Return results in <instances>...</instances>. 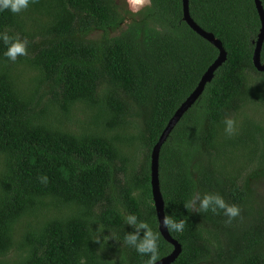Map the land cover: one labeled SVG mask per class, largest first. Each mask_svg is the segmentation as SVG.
Instances as JSON below:
<instances>
[{"label":"trees","instance_id":"trees-1","mask_svg":"<svg viewBox=\"0 0 264 264\" xmlns=\"http://www.w3.org/2000/svg\"><path fill=\"white\" fill-rule=\"evenodd\" d=\"M189 14L226 61L159 152L164 215L186 221L168 231L181 246L173 264H264V118L245 112L264 108L255 2L189 0ZM0 31L29 42L11 61L0 41V264H145L125 217L159 231L151 152L218 50L185 23L182 0L135 13L115 0H33L0 12ZM194 192H218L240 214L188 212ZM158 245L159 260L173 251L161 234Z\"/></svg>","mask_w":264,"mask_h":264},{"label":"clouds","instance_id":"clouds-1","mask_svg":"<svg viewBox=\"0 0 264 264\" xmlns=\"http://www.w3.org/2000/svg\"><path fill=\"white\" fill-rule=\"evenodd\" d=\"M33 0H0V12L10 11L13 14H19L26 10ZM135 5L149 3V0H130ZM0 41H3L6 50L3 55L11 61H16L18 57L26 56L28 53V40L19 35H9L7 31H0ZM224 132L227 135H234L237 131V121L229 116L223 120ZM41 181L46 183L47 177H40ZM188 212L195 209L197 212H212L214 214L222 213L229 221L240 214V208L236 204L228 203L218 192H205L203 194L193 193L190 199L184 204ZM126 225L132 227V232H127L125 237L127 244L134 246L136 251L142 256H146L145 264H157L159 260L160 231H154L145 221L138 219L136 215L129 214L125 217ZM164 227L170 232L180 233L185 228L186 221L178 219L174 214H166L164 217ZM143 232V235H141ZM105 237V241H107ZM97 242L99 238L97 237ZM83 264V260L81 261Z\"/></svg>","mask_w":264,"mask_h":264},{"label":"water","instance_id":"water-1","mask_svg":"<svg viewBox=\"0 0 264 264\" xmlns=\"http://www.w3.org/2000/svg\"><path fill=\"white\" fill-rule=\"evenodd\" d=\"M254 2L260 19L261 28L255 44V50L253 52L252 62L257 72L264 73V62L261 61V49L264 41V10L261 4V0H254ZM182 6H183V20L185 21V23L197 35H199L201 38L205 39L212 46H214L218 50L219 55L218 58L214 61V63L207 69V71L201 77L195 90L184 100V102L175 111L174 115L169 120L165 130L161 134L157 144L154 146L151 152V166H150L151 192H152V197H153L158 225H159L158 229L163 239L173 246V251L168 256L160 259L157 262V264H173L181 253V246L178 244L177 241L171 238L168 230L164 227V223H163L165 217L164 205L159 188V179H158V159H159L160 149L163 146V144L166 142V140L168 139L169 135L174 130L176 125L182 119V117L195 105V103L201 97L206 85L213 80L214 73L216 72V70L220 68L226 61V52L223 49L221 42L218 41L211 33H207L203 29H201L190 17L189 0H182Z\"/></svg>","mask_w":264,"mask_h":264},{"label":"rangeland","instance_id":"rangeland-1","mask_svg":"<svg viewBox=\"0 0 264 264\" xmlns=\"http://www.w3.org/2000/svg\"><path fill=\"white\" fill-rule=\"evenodd\" d=\"M116 4L120 7H122L123 9H126L127 11H132V12H137L139 9H141L142 7L148 5V3L146 4H141V5H133L130 0H115ZM25 68V66H20L19 70L20 72L23 71V69ZM30 73L28 72H24V75H22V79H25L27 76H29ZM255 77V76H254ZM49 91V88H44L42 93H47ZM48 94V93H47ZM46 94V98H49V95ZM81 108V107H80ZM246 114L249 117L255 118L257 121H262V119L264 118V108H260L258 110L254 109H246L245 110ZM78 117L80 119L84 118V115L81 112H78ZM241 119V118H240ZM70 129L72 130H77V126H75L74 124H71L70 126H68ZM264 181V179H262ZM12 256V255H11Z\"/></svg>","mask_w":264,"mask_h":264}]
</instances>
